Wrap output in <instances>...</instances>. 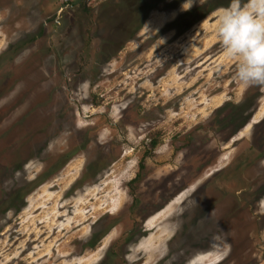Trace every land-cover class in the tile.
Masks as SVG:
<instances>
[{
  "label": "rangeland",
  "instance_id": "obj_1",
  "mask_svg": "<svg viewBox=\"0 0 264 264\" xmlns=\"http://www.w3.org/2000/svg\"><path fill=\"white\" fill-rule=\"evenodd\" d=\"M232 2L0 0V264H264V194L238 186L264 191V86L219 43Z\"/></svg>",
  "mask_w": 264,
  "mask_h": 264
},
{
  "label": "clouds",
  "instance_id": "obj_2",
  "mask_svg": "<svg viewBox=\"0 0 264 264\" xmlns=\"http://www.w3.org/2000/svg\"><path fill=\"white\" fill-rule=\"evenodd\" d=\"M202 0H191V5ZM216 35L226 56L235 60L234 79L264 86V0H233L216 17Z\"/></svg>",
  "mask_w": 264,
  "mask_h": 264
},
{
  "label": "flooded vegetation",
  "instance_id": "obj_3",
  "mask_svg": "<svg viewBox=\"0 0 264 264\" xmlns=\"http://www.w3.org/2000/svg\"><path fill=\"white\" fill-rule=\"evenodd\" d=\"M241 174L242 175L240 177L244 180V182H246L245 185L238 184V186L241 189V194H243L242 196L252 195V199L249 205H250V209L252 211H255L253 209L256 207L257 204L260 203V201H262L261 198L263 197L264 191L263 190L261 191V189L258 188L260 186L258 185V181L256 180L254 181L253 179H248L246 176H244L243 173Z\"/></svg>",
  "mask_w": 264,
  "mask_h": 264
},
{
  "label": "trees",
  "instance_id": "obj_4",
  "mask_svg": "<svg viewBox=\"0 0 264 264\" xmlns=\"http://www.w3.org/2000/svg\"><path fill=\"white\" fill-rule=\"evenodd\" d=\"M156 146V142L155 141H153L152 143H151V147H155ZM142 166V163L140 164V167Z\"/></svg>",
  "mask_w": 264,
  "mask_h": 264
},
{
  "label": "bare ground",
  "instance_id": "obj_5",
  "mask_svg": "<svg viewBox=\"0 0 264 264\" xmlns=\"http://www.w3.org/2000/svg\"><path fill=\"white\" fill-rule=\"evenodd\" d=\"M152 20V19H151ZM160 23H161V20H160ZM158 26V25H157ZM160 26V25H159ZM166 212V210H163L162 212H161V214H164Z\"/></svg>",
  "mask_w": 264,
  "mask_h": 264
}]
</instances>
